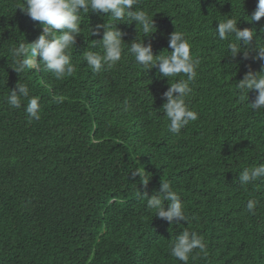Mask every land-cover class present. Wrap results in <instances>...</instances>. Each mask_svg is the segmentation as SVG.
<instances>
[{"label":"trees","instance_id":"obj_1","mask_svg":"<svg viewBox=\"0 0 264 264\" xmlns=\"http://www.w3.org/2000/svg\"><path fill=\"white\" fill-rule=\"evenodd\" d=\"M17 3L0 0V264H184L170 254V239L184 228L206 244L187 264H264V182L238 181L243 168L264 163V109L249 106L256 90L241 99L236 86L264 61L243 53L232 60L229 41L215 35L223 15L250 16L257 0H140L133 7L154 19L156 31L144 37L154 55L171 51L176 28L200 61L186 98L198 119L179 134L168 131L161 110L168 78L138 66L127 45L115 66L93 72L87 65L83 53L101 51L90 28L104 14L82 13L71 74L8 67V49L42 31ZM245 19L238 27L264 39V17ZM117 27L126 44L144 35L135 22ZM19 81L39 97V120L29 118L26 100L20 108L7 104ZM137 169L150 177L146 187L132 175ZM165 181L188 221L169 224L147 208L142 195L150 198ZM249 199L258 202L255 215Z\"/></svg>","mask_w":264,"mask_h":264},{"label":"clouds","instance_id":"obj_2","mask_svg":"<svg viewBox=\"0 0 264 264\" xmlns=\"http://www.w3.org/2000/svg\"><path fill=\"white\" fill-rule=\"evenodd\" d=\"M140 0H18L16 9L21 10L32 20L41 23L42 31L32 43L19 42L17 46L8 49L11 57L10 67L18 74L26 69L43 71L47 69L57 79L71 74L74 66L71 61L70 51L76 45V39L82 34V13L96 12L104 14L105 22L90 28V36H100L101 39L93 40V48L99 45L101 51L86 50L83 53L84 60L93 72H99L105 66L111 68L120 62L125 45L127 51L134 57L138 66L148 70L156 69L161 77L168 78L167 90L163 92L162 99L165 101L161 110L168 120L167 129L173 134H179L190 122L198 119L197 111L189 107L186 98L191 94V84L197 76L199 59H193L191 45L185 33L175 28L168 36L167 54L164 51L159 55L153 54L152 44L144 43V37L150 36L156 31L154 19L141 7ZM224 19L217 21L215 35L219 40H228L227 53L225 56L235 60L240 53L243 58L264 61V39H261L255 29L239 28L240 18L245 16L249 23L258 22L264 17V0H257V7L250 15L237 16L233 12L223 15ZM135 22L136 29L143 32V37L136 38L131 44L123 40V33L117 27L118 24ZM264 30V29H262ZM261 30V32H262ZM264 33V32H262ZM234 37V41L230 38ZM254 54V55H253ZM170 83V78L181 76ZM237 89L244 99V93L256 90L257 95L252 103H248L253 111L264 109V65L257 72L248 71L243 78L236 83ZM26 100L24 110L30 119L39 120L40 103L39 97L30 95L27 83L18 82L11 89L6 98L7 104L12 108H20L22 101ZM248 100V95H247ZM133 176L140 177V183L147 186L150 177L140 170H133ZM240 185L255 184L257 181L264 182V163L245 167L239 172ZM259 188L260 185L256 184ZM147 208L155 211V217L167 221L169 224L188 221L185 215L183 202L177 191L169 182H161L160 189L155 191L149 198L147 192ZM168 207L165 208V202ZM257 201L249 199L246 205L247 211L255 215ZM170 254L177 260L187 264L194 250L206 251V244L201 235L195 231L184 228L181 234L170 239Z\"/></svg>","mask_w":264,"mask_h":264}]
</instances>
